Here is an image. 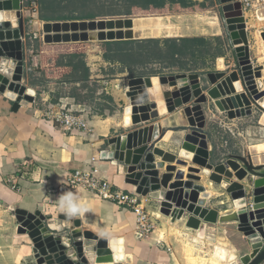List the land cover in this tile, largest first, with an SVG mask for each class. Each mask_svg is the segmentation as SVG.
Here are the masks:
<instances>
[{
    "label": "crops",
    "instance_id": "obj_1",
    "mask_svg": "<svg viewBox=\"0 0 264 264\" xmlns=\"http://www.w3.org/2000/svg\"><path fill=\"white\" fill-rule=\"evenodd\" d=\"M22 2L25 26V34L21 38L25 52L24 67L27 60L34 55H38L40 67L26 71L28 74L24 83L36 90L34 100L28 104L16 105L0 92V264H37L31 239L27 234L18 231L19 221L30 212H38L49 218V222L56 227L89 230L100 238L109 240L122 239L126 254L131 255V264H174L172 260L176 255L171 252L167 243L157 239L154 233L143 236L138 232L136 214L132 210L84 188L62 193L53 192L51 189L66 183L74 170L95 165L116 187L136 192V185L128 181L126 174L120 173L119 166L113 160L103 155L104 151L108 150L106 142L109 138L128 132L124 125L125 114L118 113L122 102L129 104L126 99L128 77L132 72H141L139 74L151 75L157 80L158 76L163 74L199 73L204 69H180L179 64L159 59L131 65L125 64L118 57L107 58L105 53L108 48L127 50L130 47L144 53V46L156 43L154 40H160V46L165 48L164 40L167 38L193 36L210 38L214 45H217L215 37H226L230 48L232 42L227 36V29V33L225 32L218 11L221 2L211 8L217 10L207 11L217 15L220 28L218 33L178 36L159 35L157 28L148 26L146 20H143L159 14L139 12L136 7H131L133 11L127 12L124 11V5L116 4V10L112 13H50L46 19H42V7L48 10L66 9L67 0ZM85 2H89L86 3L87 6L101 2L100 6H103L102 0ZM185 13L175 12L161 16ZM243 18L247 27L251 58L257 65L261 62L255 60L258 56L251 43V34L259 32L261 35L264 22L247 14H243ZM56 22L68 23L67 28L65 31L51 34L57 38L49 41L45 25ZM95 22H99L101 28L91 31ZM254 37L256 43L260 44H257L258 48L264 47V40L260 43L259 38ZM117 42L119 44H116ZM45 45H74L72 51H78L83 57L82 64L87 70L86 74H89L88 85L84 86L80 81H65L66 78L72 77V72L53 66L52 57L48 59L47 67L44 66L42 52ZM222 48L224 50V47ZM146 53L150 54L149 51ZM225 57V53L215 58L207 56L201 64L208 65L210 59V62L215 64L212 72H218L224 70L220 68L219 61L221 58L224 61ZM226 62L224 61L225 65ZM150 69H155L156 73L144 72ZM32 72L35 73L34 77L30 74ZM60 105H67L72 110L85 114L91 130L67 131L46 116V110ZM99 105L106 106L96 111L94 107ZM167 119L161 117L154 121L161 122L165 128L174 127L167 124ZM170 133L171 131L166 132L159 141V146L165 147L162 142ZM165 149L170 150L168 147ZM68 192L73 194L79 205L76 215L69 216L62 210L60 198ZM144 196L152 199L149 195Z\"/></svg>",
    "mask_w": 264,
    "mask_h": 264
},
{
    "label": "water",
    "instance_id": "obj_2",
    "mask_svg": "<svg viewBox=\"0 0 264 264\" xmlns=\"http://www.w3.org/2000/svg\"><path fill=\"white\" fill-rule=\"evenodd\" d=\"M220 2L235 52V68L209 72L207 79L212 85L206 91L198 72L163 74L157 80L151 75L129 76L126 90L129 104L124 109V125L128 132L109 138L106 142L108 150L103 154L119 166L120 173L126 174L129 182L136 185L137 193L159 201L168 200L169 213L164 212L171 215L173 221L182 219L186 213L204 221L208 219L212 209L206 207L207 202L198 201L196 196L205 191L201 196L207 199L213 192L206 191L203 184L197 183L202 178L201 173L211 176L213 170L224 177L221 182L226 188L233 183L234 172L230 168L235 170L237 166L257 178H264V162L258 163L257 157L253 158L250 153L230 154L217 160L212 134L205 128L207 114L203 105L211 98L216 107L214 98L218 96H212L210 92L212 86L224 78H229L233 96L238 97L240 104L227 111L218 110L234 119L250 116L257 108L263 113L262 121L264 119V106L254 96L258 87L264 88V64L255 65L251 58L242 4L239 0ZM23 6L22 0H0V66L3 60L14 62L10 76L0 71V92L16 105L28 104L36 94L35 89L24 83L28 73L24 67L25 52L21 41L25 34ZM1 14L4 15L2 18ZM261 36L264 40V32ZM161 87L165 88L160 92ZM160 103L165 104L169 112L182 109L188 123L165 128L161 122L154 121L160 116ZM190 110L197 113L200 121H192ZM171 130L184 132L175 152L158 145ZM190 132L203 136L205 147L209 142L205 159L198 160L194 154L190 160L182 157L180 149ZM241 175L244 174L241 172L238 176ZM255 187L254 195L257 192L264 194V185L259 188V184H255ZM233 202L235 207L244 206L239 211L238 228L249 238L251 253L255 250L254 244L260 243L249 261L244 263L243 256L241 261L243 264H264V216L251 220V207H248L245 192L233 198ZM18 231L31 239L37 264H126L127 259L130 260L122 239L121 246L115 247L114 239L100 238L89 230L56 227L38 212H30L20 220Z\"/></svg>",
    "mask_w": 264,
    "mask_h": 264
},
{
    "label": "rangeland",
    "instance_id": "obj_3",
    "mask_svg": "<svg viewBox=\"0 0 264 264\" xmlns=\"http://www.w3.org/2000/svg\"><path fill=\"white\" fill-rule=\"evenodd\" d=\"M214 2L220 3L219 0H214ZM86 3L89 2H85L84 0H68L66 3L68 9H60L56 13H71L73 11L78 13H86L89 11L99 12L101 9L106 11V8H102L101 6L95 4H93L94 6H87ZM214 10H217V8L211 9V11ZM218 11H220L219 16L222 17H220L221 22L224 24V28L226 30V21L222 13L221 5H219ZM194 22H196L197 27L200 28L205 35H210L208 29L205 26L201 25L196 19ZM225 32L227 33V30ZM254 36H257L260 39H258L259 42H262V38L259 32L257 34L254 32L251 34V43L255 48V54L257 53L258 56V58L255 57V60H259L262 64H264V60L262 59L264 57V47L261 46L262 49L260 47V49L258 48V43H256V38ZM229 49L225 50L226 57L224 61H227L226 65L224 64L223 58H221L219 61L220 68L228 71L235 68V52L232 44ZM259 50H261V52ZM210 61L211 60L208 59V65H199L197 68L204 69L203 72H199L201 74V82L204 91H206L212 85L207 79V74L214 71L213 69L215 68V64L213 61ZM144 72L156 73V70L150 69ZM164 88L165 87H161L160 92ZM232 97L233 94L228 95L227 93L219 98L214 99L217 108L214 107L211 98L206 104L203 105L207 114L205 128H208L212 134V140L216 149V157L219 158H217V160H222V158H226L230 154L247 155L248 153L252 154L253 158L258 157V159H261L262 155H264V119L262 121L263 113L256 108L254 113L250 116H243L234 119L229 118L227 113L222 111H227L234 107L221 106L220 104L221 102ZM126 99L128 98L126 97ZM105 106L106 105H101L100 107ZM125 106V103L122 102L121 110L118 112L119 114L124 113ZM100 107L95 106L94 109L97 111L100 110ZM159 110L160 116L162 118H168L167 124L181 126L188 123L182 113V109H180V111L176 110L174 113L172 112V114H169L170 112H167L168 110L165 104L160 103ZM160 116L159 118H161ZM183 133V131L181 132L171 130V133L166 137L167 141H163L162 144L175 152L180 146ZM263 162V159L258 161V163ZM238 165L241 166L240 164ZM181 168L186 169V167ZM211 174V176H207V174L201 173L202 178L200 181H197V183L203 184L207 189L212 190L213 195L207 201L206 207L210 209L215 208L218 210L219 220L215 223L205 222L207 226L204 229L202 235H200L199 229L196 228L197 224L194 225L190 222V220H196V217L192 216V214L186 213L185 216L187 217L184 216L182 219L173 221L170 217L171 215L167 216L161 213L160 201L158 199L152 198L149 200V209L153 213V218L156 221V228L153 233L157 239L159 238L162 240L161 242L167 243L171 252L175 253L176 258L172 260L174 264H197L193 263V259H196L197 257H203V259L206 260V263H210L211 260H217L219 264H243L241 257L243 256L242 260L245 262L244 258L249 255L253 256L255 252L254 250L251 253L252 247L250 240L244 232L239 230L238 220L235 218L220 220V216L222 214H232L236 212V207L234 206L231 192L236 189L235 183L245 189L248 207L251 208L254 204V192L256 189L255 185H250L247 177L242 175L238 176V178L234 176L233 183L228 188H226L221 182L224 178L223 176L221 177V175L215 173L213 170L211 171Z\"/></svg>",
    "mask_w": 264,
    "mask_h": 264
},
{
    "label": "trees",
    "instance_id": "obj_4",
    "mask_svg": "<svg viewBox=\"0 0 264 264\" xmlns=\"http://www.w3.org/2000/svg\"><path fill=\"white\" fill-rule=\"evenodd\" d=\"M68 1V0H67ZM86 1V0H84ZM95 1V0H92ZM100 0H96V2ZM102 8L99 12H86V13H100V12H110L112 13L116 9L114 5L121 4L125 6L124 11H133L131 7H136V11L143 12L146 14H159L156 17H150L146 20L148 26L152 28H157L159 35H205L200 28L197 27L196 19L201 25L205 26L209 34L218 33L220 28L218 25V17L215 14L208 13L215 6L214 0H205L203 2H195L193 0H110L109 3H105L107 0H102ZM121 2V3H116ZM67 3V2H66ZM101 4V2H100ZM99 3L96 5L100 6ZM108 8V9H107ZM63 9V8H60ZM60 9L48 10L44 7L40 10V17L46 19L49 13H56ZM68 9V8H66ZM111 10V11H110ZM199 11V12H196ZM202 11V12H200ZM175 12H186L185 14H173L167 16H161L164 14H171ZM195 12V13H187ZM75 11L67 14H74ZM82 14V13H81ZM222 18V17H221ZM68 23H46V37L47 40L52 41L57 38L53 37L51 34L58 31H65ZM101 28L99 22H95L92 25L91 31H96ZM229 35V34H228ZM227 35V36H228ZM229 37V36H228ZM217 45L213 44V40L210 38L193 36V37H176L167 38L164 40L165 48L160 46V40H154L156 43L151 45H145L143 51L134 49L130 47L127 50L124 49H112L108 48L105 56L110 59H115L118 57L122 59L125 64H134L138 62H151L153 59H159L168 61L169 63H175L180 65V69L185 70H195L199 65H202L205 61V57H217L218 55H223L225 50L229 48L226 37L217 36L215 37ZM111 44V43H110ZM116 44H119L117 42ZM223 45V46H222ZM74 45H54V46H44L42 57L44 66L47 67L48 59L53 58L55 67H61L65 71L72 72L71 78H66L65 81H80L84 86L89 83V74H86V68L83 66V57L78 51H72ZM224 47V50L223 48ZM71 48V49H70ZM226 48V49H225ZM59 53H56V52ZM149 51L150 54H147ZM61 52V53H60ZM83 63V64H82ZM202 63V64H201ZM76 72V73H73ZM141 72H132V76L139 74ZM33 77L34 72L30 73ZM77 74V75H76ZM79 74V75H78ZM100 107V105H99ZM100 107L99 109H103Z\"/></svg>",
    "mask_w": 264,
    "mask_h": 264
},
{
    "label": "built area",
    "instance_id": "obj_5",
    "mask_svg": "<svg viewBox=\"0 0 264 264\" xmlns=\"http://www.w3.org/2000/svg\"><path fill=\"white\" fill-rule=\"evenodd\" d=\"M242 4L244 15H249L264 22V0H239ZM264 32V25L261 28ZM40 67L38 55L32 56L25 64L26 71ZM46 116L67 131L91 130L88 117L78 111L72 110L67 105L51 107L45 111ZM84 188L90 190L104 199L111 200L117 205L128 208L136 214L137 230L143 236L151 235L156 228V221L149 209V198L137 192H128L116 187L99 170L98 167L89 166L86 169H76L70 173L68 181L56 186L51 191L62 193L67 190Z\"/></svg>",
    "mask_w": 264,
    "mask_h": 264
},
{
    "label": "bare ground",
    "instance_id": "obj_6",
    "mask_svg": "<svg viewBox=\"0 0 264 264\" xmlns=\"http://www.w3.org/2000/svg\"><path fill=\"white\" fill-rule=\"evenodd\" d=\"M4 15L1 14V18L3 17ZM264 60V57L262 58ZM13 69H14V62H8L6 60H3L1 66H0V71L5 73V74H8L9 76L13 73ZM264 72V71H263ZM213 88L211 89V95L212 96H218L221 97L225 94L228 93V95L230 94H233L232 93V86H231V83H230V80L229 78H224L222 79L221 81H219L218 84H215L214 86H212ZM254 96L257 98V100L264 106V88H260L258 87L255 92H254ZM216 99V98H214ZM237 104H240V101L238 99L237 96H233L232 98H229L223 102H221V106H231V107H234L237 105ZM162 108V106H161ZM184 113V112H183ZM197 113H195L193 110H190L189 111V116L192 117V121L194 122H197V121H200V118L196 115ZM186 123V122H185ZM177 133V132H176ZM178 135V134H177ZM177 139V138H176ZM185 140V142H184ZM184 140L182 141V144L184 142V147L181 148V152H182V157L183 158H187V159H191V157L193 156H196L197 159L201 160V159H205L206 158V155H205V152L210 148V144L209 142L207 143V147L204 146V144L202 143L203 140H205V138L199 134H193V133H188L187 135V138H184ZM167 141V140H166ZM204 142V141H203ZM161 146V145H160ZM165 148V147H164ZM255 149V148H254ZM261 159L264 160V155H262ZM261 159H257L258 161H260ZM193 164V163H192ZM235 166H236V163H235ZM181 168V166H180ZM185 169V168H184ZM230 170H232L234 172V176L236 178H238V175L241 174V172L244 174V176L247 177V180L249 182L250 185H255V184H259V188L261 185H264V178H257L255 175H253L252 173H249L248 171H246L244 168L242 167H236L235 170H233L232 168H230ZM242 176V175H241ZM222 177V176H221ZM216 178V177H215ZM220 178V177H218ZM235 186H236V189H234L232 192L233 194V198H238L240 196H242L245 192V189L236 184L235 183ZM205 190L206 191H212L210 189H207L205 187ZM259 191V189L257 190ZM205 192V191H204ZM204 192H201L200 194H204ZM213 194V193H212ZM201 195H199V193L197 194L196 196V199L198 201H203V202H207L209 200L210 197H207V199H205L204 197H202ZM244 206H239V207H236V212L235 213H232V214H222L220 216V220H228V219H236L240 222V218H239V211L241 210V208H243ZM167 209H170V202L168 200H160V211L161 213L167 215ZM166 210V211H165ZM167 213H165V212ZM260 216H264V194H260V193H256L254 195V204L251 208V220L253 219L254 221L259 218ZM198 222H197V221ZM196 220H190L191 224H194L196 225L197 224V227L199 229V232H200V235L203 234L204 232V229L206 228L207 226V222L208 223H215L219 220V211L216 210L215 208L212 209L208 219L206 221L200 219L199 217H196ZM189 222V221H188ZM206 222V223H205ZM115 241H113V244L114 246H121L122 242H120L121 240H117V239H114ZM260 247V243H255L254 244V249L255 251H257ZM126 255V254H125ZM127 258L129 257V259L131 260V255H126ZM126 258V259H127ZM252 258V256H247L246 258H244V263H246L247 261H249L250 259ZM222 259V258H221ZM127 259L126 261V264H131V261ZM193 263H197V264H208L206 263L203 259V257H197L196 259H193ZM209 260V259H208ZM209 264H219L217 260H211ZM221 264V263H220Z\"/></svg>",
    "mask_w": 264,
    "mask_h": 264
},
{
    "label": "clouds",
    "instance_id": "obj_7",
    "mask_svg": "<svg viewBox=\"0 0 264 264\" xmlns=\"http://www.w3.org/2000/svg\"><path fill=\"white\" fill-rule=\"evenodd\" d=\"M60 204L62 206V210L69 216L78 214L79 205L71 192L66 193L60 198Z\"/></svg>",
    "mask_w": 264,
    "mask_h": 264
}]
</instances>
